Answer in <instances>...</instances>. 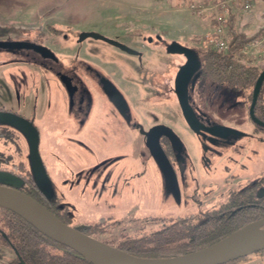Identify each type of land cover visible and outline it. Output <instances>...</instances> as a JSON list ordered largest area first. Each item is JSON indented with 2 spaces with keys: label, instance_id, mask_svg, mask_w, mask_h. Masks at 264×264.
Returning a JSON list of instances; mask_svg holds the SVG:
<instances>
[{
  "label": "rangeland",
  "instance_id": "rangeland-1",
  "mask_svg": "<svg viewBox=\"0 0 264 264\" xmlns=\"http://www.w3.org/2000/svg\"><path fill=\"white\" fill-rule=\"evenodd\" d=\"M187 2L0 0V41L27 37L43 42L56 52L65 68L75 66L76 51L80 50L82 54L81 50H94L100 62L101 59L109 61L107 70L113 73L114 81L127 92L132 102L137 99L133 89L142 85L140 91L145 96L142 100L145 99L140 109L151 113L143 119H153L169 127L181 142L185 168L193 169L187 178L189 185L182 189L180 201L174 202L163 192L161 182L158 184L160 177L154 161L136 132L114 140L104 138L106 140L101 142L95 137L70 132L67 124L56 122L59 116L48 117L46 112L39 122V151L52 184L54 182L55 192L64 195L72 214L71 226L109 218L106 223L111 226L110 231L98 236L101 240L153 232L170 220L153 216L183 215L205 208L188 200L187 196L211 202L216 207L230 191L264 177V136L263 132L254 130V123L248 116L249 90H233L224 85L213 87L207 83L193 90L191 105L198 116L203 115L210 125H222L240 133L224 143H217L216 140H201L190 130L175 94L164 89L159 99H154L156 96L145 89L150 87L148 83L155 74L158 76L156 81L164 85L181 65L183 58L180 54L168 53L167 44L176 41L195 52L208 47L204 38L194 40L209 31L198 21L202 19L188 10ZM246 26V23L240 24V30L250 36L264 27V22L243 30ZM93 30L118 35L114 37L117 41L138 51L140 56L124 53L92 38L84 39L82 44L77 42L78 33ZM158 34L161 37L156 41L154 37ZM142 37L147 41L151 37L152 42H140ZM14 58L16 56L0 49V101L9 96L6 87L10 82L5 84L7 71L4 70L14 67L10 63ZM50 83L52 92L55 85L51 79ZM55 112L62 113L59 108ZM76 138L82 140L84 146L79 145ZM13 152L25 161L27 145L23 137L18 135L16 142L0 139V153ZM192 178L200 186L199 193L193 190ZM204 189L206 196L202 194ZM112 241L117 243V239ZM14 259L11 246L0 243V264ZM230 264H264V253H253Z\"/></svg>",
  "mask_w": 264,
  "mask_h": 264
},
{
  "label": "flooded vegetation",
  "instance_id": "flooded-vegetation-1",
  "mask_svg": "<svg viewBox=\"0 0 264 264\" xmlns=\"http://www.w3.org/2000/svg\"><path fill=\"white\" fill-rule=\"evenodd\" d=\"M81 33L82 32L77 34V42H80V44L84 41V39L80 38ZM98 33L117 41L114 38L118 36L116 34L109 35L101 31ZM160 37L161 36L158 34L155 35L154 38L156 41H159ZM96 40L109 44L124 53L140 56V53L136 50L131 49L132 51L127 52L103 40ZM144 40L146 42L147 38L142 37L140 42ZM3 42H21L23 45L8 47L2 46L1 43ZM147 42H152V38L150 37ZM167 45L165 47H167ZM125 46L129 48L128 45ZM1 48L10 55L16 56V58L10 62L14 67H10V69L6 67L4 70L7 71L4 82L5 84L8 83V80L10 82L9 87H6L9 96L7 99L0 101V118L5 119L2 114H8L30 123L38 133L39 155V122L46 112L48 117L51 115L59 116L58 121L56 122H60L64 125L67 124L70 132H74L78 136L84 135L87 137H95L97 141L101 142L108 138L114 140L115 137L118 136L124 138L130 133L136 132V134L142 138L143 147L154 161L155 168L160 177L158 184L160 185L161 182V187L164 190L163 192H165L167 196H170L174 202L180 201L182 189L189 185L187 178L188 175L191 174L190 170L193 173V169H188V171L183 164L181 156L182 146L180 151H178L168 136L162 132L153 133V129L157 126H167L153 119H143L145 115H151V113H146L140 109V105L145 99L142 100L145 96L140 91L142 87L141 84V87H135L133 89V94L137 99H134L136 102H132L127 92L120 88V86L114 81V78L112 77L113 73L107 70V63L109 61L101 59L102 62H100V60L96 58L97 52L94 50L84 49L81 50L82 54H80V50L78 52L76 51V55L74 56L75 66L65 68L56 56V52L54 53L53 50L43 42L29 40L27 37H21L14 40L2 39L0 41V49ZM181 57L183 59L180 64H183L185 58L182 55ZM177 70L175 71L174 76L167 79L164 85H161L159 84V81H156L158 76L155 74L150 83H148L150 87H145V89L147 88L149 92L156 96L154 99H159V96L164 89L165 91H168V93L175 94L177 97L176 103L180 107L181 114L187 126L201 140H216L217 143H224L226 142L225 140L232 139L231 137H237L238 135L235 134H229L223 137L214 134V127L222 125H210L205 121L203 115L202 117L198 116L194 111V108L191 105L193 90L196 86L197 90L204 86L203 82L199 80L200 72L197 74L194 81H191L188 84L187 88V98L185 103L188 106L189 114L193 115L194 122L198 124L199 129L193 130L190 127L186 121V117L182 113V108L178 100V89L175 82ZM50 79L52 80V84L55 85V90L52 92L50 91ZM134 83L136 84V82ZM137 101H139V103ZM155 102H158V100ZM137 107H139V109ZM58 108L62 113L55 112ZM200 117L203 118V120ZM254 130L263 132L264 136V127L254 124ZM18 135L23 137L27 145L25 161L24 159H19L17 154H14L17 150L12 154L7 155H2V153H0V173L6 174L5 177L0 178V184H13L22 192H27L36 197L49 210L57 213H66L71 221L72 214L63 199L64 195L61 192H55L56 189H54V182L52 184V179L42 156L40 155V158L46 175L50 180L49 185L44 184L40 177L36 176L31 169L28 160V143L19 128L10 123L0 122V139H2L3 142H16ZM75 141L79 145L84 146L82 140L76 138ZM150 142L158 144L167 163L163 157L160 156L159 152H155V147L151 146ZM152 152L156 153L155 159L152 157ZM190 181L196 185H193V190L199 193L200 190L198 188L200 186L196 183L195 178L190 179ZM250 186L255 187V196L257 198H264V177H260V179H254L248 182L238 190L230 191L216 207H213L211 202L208 203L203 200L199 201L187 196L188 200L191 199L194 202H198L199 206L204 205L205 208L190 213L187 212L183 215L177 214L174 216L169 215L162 217L153 216V218L170 219L168 220V224H176V226L182 227L184 231L190 232H200V230L208 231L207 229L209 228H219L221 225L229 222L230 215L235 214L233 208H228L234 205L230 201L234 198V195H232L231 192L242 189L246 190ZM260 192L261 195L259 196L258 193ZM202 194L203 196H206V189L203 190ZM250 201L254 204L257 202V199ZM224 206L225 208H223Z\"/></svg>",
  "mask_w": 264,
  "mask_h": 264
},
{
  "label": "trees",
  "instance_id": "trees-1",
  "mask_svg": "<svg viewBox=\"0 0 264 264\" xmlns=\"http://www.w3.org/2000/svg\"><path fill=\"white\" fill-rule=\"evenodd\" d=\"M264 34V27L257 29L255 34L242 36L235 28V22L229 21L230 43L226 51H218L207 47L198 50L201 61L199 80L213 87L226 86L229 89L243 91L249 90L251 100L252 89L262 65L252 64L245 56L239 54V48L249 40ZM204 37H197L200 40ZM255 116L264 122V80L258 92L254 106ZM40 202L33 195L24 192ZM234 195L230 201L234 204L233 215L229 222L219 228H209L200 232L184 231L176 224H167L153 232L141 235H120L117 243L112 240H101L98 236L107 234L111 226L107 225L109 218H100L94 223H83L72 227L90 235L112 247L128 254L143 258H163L186 254L204 248L231 233L264 218V198L255 196V187L246 190L231 192ZM248 199V201H247ZM257 199L256 203L250 200ZM43 204L42 202H40ZM44 205V204H43ZM45 206V205H44ZM46 207V206H45ZM225 208V206L223 207ZM227 208V206H226ZM65 224L71 226L70 218L66 213H57L50 210ZM110 224V223H109ZM194 231V230H193ZM0 243L9 245L15 252V259L6 264H91L70 248L61 245L35 229L19 215L0 206ZM263 254L264 250L259 251ZM244 258L226 263H234Z\"/></svg>",
  "mask_w": 264,
  "mask_h": 264
},
{
  "label": "water",
  "instance_id": "water-1",
  "mask_svg": "<svg viewBox=\"0 0 264 264\" xmlns=\"http://www.w3.org/2000/svg\"><path fill=\"white\" fill-rule=\"evenodd\" d=\"M80 38L100 39L127 52L132 51L124 44L109 39L94 31L82 32ZM1 45L11 47L21 46L23 43L3 42ZM166 51L170 54H180L185 58L184 63L180 65L176 72L175 82L178 89V100L182 108V113L186 117V121L190 127L193 130H197L199 126L194 122L193 115L189 114V109L185 101L187 98L188 84L191 81L193 82L199 73L201 62L197 52L176 41L170 42L166 47ZM263 80L264 69L261 70L256 78L248 108L250 120L254 124L262 127H264V122L255 116L254 106ZM2 115L5 119L0 118V122L10 123L18 127L25 136L28 143V160L30 167L34 174L40 177L44 184L49 185L50 180L46 175L38 152L39 137L36 129L30 123L20 118L8 114ZM214 130V134L221 137L229 134L240 135L236 130L224 126H215ZM161 132L168 136L172 144L176 146V149L180 151L182 146L181 142L169 128L157 126L153 129V133ZM150 145L155 147V152H159L160 156H162L167 163L158 144L150 142ZM152 157L155 159L156 153L152 152ZM5 176L6 174L0 173V178ZM258 194L260 196L261 192ZM0 206L19 215L40 233L70 248L91 264H226L264 250V218L244 226L230 235L193 252L163 258H143L123 252L63 223L47 207L28 194L17 189L13 184H0Z\"/></svg>",
  "mask_w": 264,
  "mask_h": 264
},
{
  "label": "built area",
  "instance_id": "built-area-1",
  "mask_svg": "<svg viewBox=\"0 0 264 264\" xmlns=\"http://www.w3.org/2000/svg\"><path fill=\"white\" fill-rule=\"evenodd\" d=\"M254 0H188L186 6L196 17L207 20L211 30L205 34L204 42L208 47L226 51L230 43L229 21H243L252 10ZM239 54L252 64L264 62V34L250 38L239 48Z\"/></svg>",
  "mask_w": 264,
  "mask_h": 264
},
{
  "label": "crops",
  "instance_id": "crops-1",
  "mask_svg": "<svg viewBox=\"0 0 264 264\" xmlns=\"http://www.w3.org/2000/svg\"><path fill=\"white\" fill-rule=\"evenodd\" d=\"M264 0H254L252 10L244 17L243 21L240 23H236L235 28L236 30L242 35V36H248L249 33H242L240 30V24L246 23L247 26L243 30H249L250 27L253 26H260L262 22H264ZM195 16V15H194ZM263 16V17H262ZM196 17V16H195ZM201 22L204 27L206 26V30L210 31L211 30V25L209 22L206 20H198ZM201 24V25H202Z\"/></svg>",
  "mask_w": 264,
  "mask_h": 264
}]
</instances>
